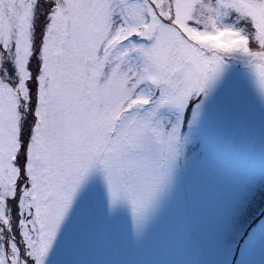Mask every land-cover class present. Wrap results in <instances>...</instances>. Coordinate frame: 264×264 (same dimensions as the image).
<instances>
[{
  "label": "snow or ice",
  "instance_id": "1",
  "mask_svg": "<svg viewBox=\"0 0 264 264\" xmlns=\"http://www.w3.org/2000/svg\"><path fill=\"white\" fill-rule=\"evenodd\" d=\"M0 264H264V0H0Z\"/></svg>",
  "mask_w": 264,
  "mask_h": 264
}]
</instances>
